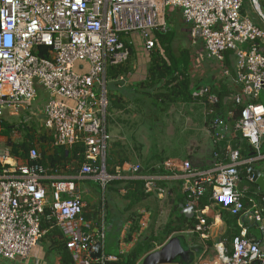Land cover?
<instances>
[{"label": "built area", "instance_id": "2783aa9c", "mask_svg": "<svg viewBox=\"0 0 264 264\" xmlns=\"http://www.w3.org/2000/svg\"><path fill=\"white\" fill-rule=\"evenodd\" d=\"M249 3L261 25L243 12L244 0H0V118L6 111L19 115L21 108H31L38 98L36 83L42 85L50 97L42 109V126L54 134L53 146L71 149L83 142L85 161L78 177L94 180L103 189L98 223L85 217L88 203L75 179L52 181L48 206L43 183L47 169L39 162V148H31L25 159L12 156L0 125V256L15 260L30 255L45 236L42 220L48 206L72 255V264H108L119 259L105 251L106 185L123 173L139 177L135 174L143 168L121 164L116 166L115 175L107 170L111 138L106 116L107 70L129 58L124 34L140 33L146 48L153 50L154 30H169L170 8L181 10L192 37L200 35L207 57L222 62L228 51L237 56L236 82L242 91L233 100L235 106L241 105L244 97L249 103L235 122V132L259 152L264 139V105L252 100L264 89V0ZM194 97L205 99L209 114L215 113L220 97L209 86H203ZM227 115L231 118L234 113ZM27 122L14 126L12 140ZM211 128L216 140L225 139L231 131L221 116L214 117ZM229 154L228 164L211 169H193L189 160L178 159H165L159 167L182 180L183 191L196 212L204 213L199 202L211 189L214 203L245 222L258 224L263 220L264 206L252 200L248 208L244 198L249 188L239 186L241 167L252 160L242 159L236 149ZM139 178L146 181L147 192L164 200L166 192L156 187L159 176ZM137 212V229L132 230V221L122 225L119 255L129 252L148 231L152 211L142 207ZM198 219L205 227V219ZM241 225L242 232L233 238L231 251L224 243L217 244L212 259L195 264H264V236L259 242L243 222ZM98 242L103 243V251L94 260L91 252Z\"/></svg>", "mask_w": 264, "mask_h": 264}, {"label": "crops", "instance_id": "0c3cea01", "mask_svg": "<svg viewBox=\"0 0 264 264\" xmlns=\"http://www.w3.org/2000/svg\"><path fill=\"white\" fill-rule=\"evenodd\" d=\"M245 5L248 6L249 12H244V13L250 15L255 23L261 25L260 19L253 12L249 0H244V8ZM181 17L182 19L181 21L179 20V23L187 25L183 19L182 13H181ZM193 39L195 40L194 37ZM129 42H131L132 44L133 39L129 40ZM195 43H201V47L203 51L206 53L203 45V41L201 39L199 41H195ZM261 48L264 49V43H261ZM146 50L148 52H154L152 50H148L147 48ZM228 52H230L231 64H232V60L234 58H237V56L233 51H228ZM228 52H226L225 54V59ZM225 59L222 61L223 64L224 61H226ZM149 64L150 63L144 64L142 68L140 64L134 61L131 65V71L126 78L125 77H119L117 79L107 78L108 81L106 82V96H107L108 104L106 109V116H107V131L109 134L110 132L108 127V114L110 113L112 116V128L114 129V132L113 134L111 133L112 135L110 134L111 138L112 137L113 138L109 146L110 148H112L111 153L112 156L115 158V160H118L119 162L123 160L124 161L123 164L125 165L126 168H128V165L139 164L141 165L144 171H147L148 175L160 177L159 180H157V183L159 182L160 185L157 184L156 187L162 188L166 192V196L164 200L161 201L159 195L157 196L156 193H153L154 196L152 195L155 199H157L160 207L159 214L157 217L159 219L158 220L156 219L157 225L155 224L157 228L159 226L160 219H163L165 221V223L162 226L164 227V225L168 222L170 218L171 209L169 203L167 204L168 201L171 200L177 201L183 198L186 203L177 201L182 214H185L182 206L183 207L191 206L187 194L183 191L182 180L174 178L172 177V175H169L163 170H160L159 167L161 163L160 161L164 159L189 160L192 164L193 169H211L221 163L228 164L230 162V156H229L230 154L225 156L224 154L218 152L217 146L218 143H220V141L222 140H216L214 135V130L211 128V122L214 120V118L210 119V122H207L209 116L211 115L208 112V108L202 102V98L194 97L195 93L198 92L203 86H209V84H205L203 82L199 83V81L207 74L202 73V75H194L192 74L191 71V75L194 82L199 83L192 90L193 92H192L191 100L188 101L182 99L181 97H178L176 102H172L169 105L163 103L160 104V100H158V103L160 105L157 106L154 98L143 93L141 90L142 83L145 82L148 77ZM229 67L230 66L224 64L223 65L224 72L222 74L217 75L216 73H214L213 77L215 81L213 83L216 84L220 78H224V81L227 84L228 88L238 91L236 92V94L232 96L233 98L239 92L241 93L242 88L236 82V70L234 71ZM108 85L109 88H111L110 94L108 91ZM109 97H112L114 100L118 98L121 99L122 102H120V104L123 105V107L120 108L119 104L118 106L114 104L110 111V109H108L110 102ZM260 103L264 105L262 101H260ZM42 109L43 108L39 109V113L43 115ZM34 115L38 116L39 114L37 112L34 113ZM152 120L157 121L160 124V126H156L157 129L159 130L158 134H160V136L158 137L160 138V143L158 146L156 144L154 145V143L150 141L151 138L148 136V132H147L148 126ZM225 122L231 129L230 134L226 137L227 139L225 138L227 141L226 152H228V149L233 145V143L234 145H236L237 141H235L236 139L235 122L233 121H225ZM201 124H203V126H201ZM3 138L7 139L8 137L3 135ZM35 139L37 141L35 146L38 147L39 145L38 138L36 137ZM43 144L45 143L43 142ZM263 144H264V139L262 145ZM250 146L251 145L249 144L248 155L245 156L241 154V157L242 159H250L252 160V162L248 163L247 165H243L241 167V178L239 182V186H240L241 181L244 178H247L250 184L252 185L251 187L249 185L244 186L246 188H249V191L246 192L244 198L246 202V206L248 208L252 206L251 204L252 200H254V202L258 203L259 205L264 206V196L262 195V191L264 190H262L256 183L252 181V176L242 177L243 171H245L250 165L253 164L257 165L259 163L257 167L260 168L262 171H264V151L262 149V146L259 152L252 146H251L252 147L251 150ZM45 148L47 149V155L51 157L50 158L51 160L47 162V165H45V168L47 169V174L43 179V183L46 185L48 191V206H50L52 202V196H51L52 181L75 179L76 183L80 188V191H82L80 187L81 182L82 181L87 182V180L89 179H79L78 177L79 172L76 174H72V171L75 168L71 167V165L69 164L70 161L67 162L64 158L61 157L58 148L53 146V141L51 143L46 142ZM169 149H171V152H168ZM172 151H176V152H172ZM251 152H254V155H252ZM150 166L156 167L157 171L155 174L149 172L151 171L149 170L150 168L145 170V168ZM67 172H70V174H67ZM87 191L89 190L87 189ZM167 193H170V196L168 198H167ZM88 204L90 205V203ZM200 209H202L204 213L195 211V214L193 215V217H195L194 228H190L188 230L176 231L171 235L174 236L181 233H193L194 235L193 244L201 242V244L205 247V251L197 259V262L209 261L210 259H212L216 254V249H215L216 245L220 243H224V245H226L227 248L231 251L232 241L234 238L233 232H235V229L238 228L240 230L239 234H241L242 222L245 224V228L248 229L249 234L252 237L256 238L259 242L263 241L264 235L262 230L264 229V213H263V220L261 222H259L258 224L257 223L250 224L249 222H245L239 217L232 215L222 206L214 203V201L210 204H206L203 208ZM86 211L87 212L89 211L91 215H93L92 209L91 210L87 209ZM189 216H191V214L188 216L186 215L188 219L193 218ZM199 216L205 219L206 222L205 227L202 226L201 223L199 222L198 219ZM234 217H236V219ZM152 219H153V214L151 220ZM88 221H92V220L88 219ZM230 222L233 224L230 225L231 224ZM151 226H149L146 234H148L149 230L151 229ZM254 226L259 228L260 235L254 232L253 230ZM56 228L63 236L60 228L57 225ZM44 230L46 232L45 236L40 241V243L35 248L32 249L28 257L9 260L0 256V264H61L60 253L55 247L52 246L51 237H48L46 235L48 233V229H44ZM111 241L113 242V237L111 238ZM164 243H161L157 239H153L152 240V244L154 245L153 250L159 249L160 247H162ZM106 245H107V235L105 240V251H106ZM119 247H120V243L118 241V247H117L118 252H119Z\"/></svg>", "mask_w": 264, "mask_h": 264}, {"label": "trees", "instance_id": "16d2710c", "mask_svg": "<svg viewBox=\"0 0 264 264\" xmlns=\"http://www.w3.org/2000/svg\"><path fill=\"white\" fill-rule=\"evenodd\" d=\"M169 17V15H168ZM170 30V29H169ZM160 32L164 37L169 33ZM154 38L157 40L156 35L154 33ZM159 49L154 50L151 53L150 57V64L148 68V77L145 82L142 83L141 90L143 93L153 97L157 106L161 103L163 104H171L172 102H176L178 97H181L184 100H191L192 99V90L195 88L197 84L202 82L201 80L199 83H195L192 75L190 74V69L187 68L186 64H180L179 60L176 56L171 57L167 60L168 54H170V46L166 45L165 47L161 42L158 40ZM197 44V43H196ZM130 50L129 58L124 61L123 63L117 65H111L108 67L107 70V78L109 79H117L119 77H127L131 71V57L133 53V48L131 46L126 45ZM42 51H45V48H42ZM167 52V53H166ZM156 54L155 56L153 55ZM167 54V57H163V54ZM182 57V56H181ZM192 57V55H191ZM190 57V59H191ZM175 60V61H174ZM226 61L224 64L227 66L231 65V55L230 52L226 55ZM223 67V62H221ZM210 89L213 93H216L220 97V101L217 105L214 106L215 113L211 114L214 117L221 116L223 117L224 121H233L236 122L239 120L241 116V111L243 107L249 103V99L244 97V101L241 105L235 106L234 97L232 96L238 92L237 90L228 88L227 84L224 81V78H220L218 82L215 84L209 85ZM193 87V88H192ZM238 94H241L240 92ZM109 107L108 109H112L113 105L122 108L123 105L120 104L122 102L121 99H113L109 97ZM160 100V104L158 103ZM259 102V98L256 100H252V102ZM202 102H205V99H202ZM233 111L234 115L230 119H228L227 112ZM235 120V121H234ZM210 122V116L208 121ZM2 134L8 137V144L10 146L11 155L17 158H28L29 152L31 148L36 145V139L33 132L30 133V139H26L23 142L17 143L12 141L10 135L12 129L14 128L15 124H8L7 122H2ZM30 126L27 124L24 126L25 130H28ZM38 148L41 153V158L39 162L44 166L47 165V162L50 161L51 157L47 155V149L45 148L46 142L51 143L54 141V134L51 131L44 130L38 135ZM227 139V138H226ZM223 139L218 143L217 150L219 153L229 155L231 150H239L240 154L245 156L248 155V147L249 141L247 138L243 137L241 133L236 132V139L237 144L233 145L227 150V141ZM43 142L45 144H43ZM222 142V143H221ZM60 151V155L64 158L67 162L68 161H77L78 168L73 170V173H78L82 163L85 161L84 156V143L78 142L73 148L67 149L63 146L56 147ZM262 149L264 151V144L262 145ZM57 150V151H58ZM73 161V163L75 162ZM122 161L115 160V158L111 157L110 155L107 157V170L110 174L115 175V168L117 165L123 164ZM150 168L149 172L155 174L157 169L154 166H150L145 168ZM133 174L131 173H123V177H116L109 181L106 185V225H107V233L110 232L113 235V243L116 244L118 247V237L121 231L122 225L126 221H132L133 227L132 230L138 228V210L142 207H146L152 211L153 216L156 218L159 214V203L157 199L153 196V193H149L146 191V181L144 179H140L139 177H143L147 174V171L142 170L135 174V176H139L133 178ZM89 182H95L97 186L100 188L101 192L103 191L100 184L94 180H87ZM158 185L159 182L157 183ZM124 191V192H123ZM153 195V196H152ZM262 195L264 196V191H262ZM170 196V193H167V198ZM178 202L186 203L184 199L177 200ZM175 200L168 201L170 205V218L168 222L161 227L162 234L158 236V240L161 243H164L174 232L188 230L190 228L195 227V217L192 219H188L185 214L181 213V209L179 207L178 202ZM211 200V189L207 190L205 196L200 200L199 207L203 208L206 204L212 203ZM89 206V204H88ZM100 209L102 210L101 203ZM93 215L88 211L85 214V217L89 220L94 221L95 223L99 222L100 219V211L93 210ZM52 211L50 207L46 208L45 215L42 220V228L48 229V233L46 234L48 237L52 239V246L55 247L61 256V264H72V255L67 248L66 241L63 236L60 234L59 230L56 228V219L51 215ZM99 213V214H98ZM52 216V217H51ZM236 219V217H234ZM125 220V221H124ZM237 228V227H236ZM154 232H148V234L144 235L138 243L127 253L125 254H112L109 253L108 255H117V261H109L108 264H137L138 261L148 252L153 250L154 245L152 244V240L154 238ZM240 230L237 228L235 232H233L234 237L240 235ZM46 236V237H47ZM106 253L107 250H106ZM97 264V263H95Z\"/></svg>", "mask_w": 264, "mask_h": 264}, {"label": "rangeland", "instance_id": "374dc122", "mask_svg": "<svg viewBox=\"0 0 264 264\" xmlns=\"http://www.w3.org/2000/svg\"><path fill=\"white\" fill-rule=\"evenodd\" d=\"M248 10H249L248 6L245 5V8H243V12H249ZM181 13H182L181 10H174L170 8V10L168 11V15H169L168 24H169V29H170L168 31L170 32L165 37L164 35L160 33V31L154 30L157 40L161 42L164 47L166 45H169L171 47L169 50L170 54H168V57L166 56L167 52L163 54L162 56L167 57V60L171 57L176 56L180 64L187 63L186 66L188 69H190V74H191V71H192V74L194 75H202V73H206L207 75H205V77H203L201 81L205 84L211 85L215 81L213 74L214 73H216L217 75L222 74L224 72V68L222 67L221 61L207 57L206 53L203 51L201 47V43H197V44L195 43V40L193 39V37L190 36L191 34L189 32V29H191V26L187 23H186L187 25L179 23V20L181 21L182 19ZM132 39H133V43L131 44L129 40H132ZM122 40L126 45L131 46L133 48L131 62L136 61L138 64H140L142 68L144 64L150 63V60H151L150 57H152L151 56L152 52H148L146 50V41L140 33H133L129 35L124 34ZM159 46L160 44L158 45V42H157L152 51L159 49ZM153 55L155 56L156 54L153 53ZM237 65H238V59L234 58L229 68L235 71L237 68ZM36 89L38 92V98H37V101L33 103L31 108H27L24 110L21 108L20 110L21 114L19 115H11L9 114L8 111H6L5 115L2 118H0V124H2V122H5V123L7 122L8 124L13 123L16 125V124H20L21 121L28 120L27 125L30 126V128L28 130L22 129L21 133L17 137H15L14 140L12 141L20 143V142L25 141L26 139L28 140V138L30 139V133H27L28 131L36 134L34 136L36 138L38 137V135H40L41 132H44L45 130V127L42 126L43 121H44L43 120L44 116L41 113H39V109L43 108L48 103L50 97H49L48 92L45 90V88L42 85H39L38 83H36ZM108 91L110 94L111 88H109V85H108ZM259 101H262L264 103V89L260 92ZM37 112L39 115L35 116L34 113H37ZM213 118L214 116L210 115V119H213ZM156 126H160V124L157 121L152 120L148 126L147 132H148V136L151 138L150 141H152L154 145L156 144L158 146L160 143V138H158L160 134H158L159 130L157 129ZM201 126H203V124H201ZM108 127H109L110 134L111 133L113 134L114 129L112 128V116L110 113L108 114ZM112 138L110 139L109 145L111 144ZM7 145H9L8 138L6 139V146ZM111 150L112 148H110L109 146L108 156L110 155V158L111 157L113 158ZM168 152H171V149H169ZM172 152H176V151H172ZM73 161L69 162L71 167L78 168V162L75 161L73 163ZM257 165H259V163ZM67 174H70V172H67ZM72 174H76V173H73L72 171ZM80 185L83 191L82 193L83 200L86 201L87 203H90L89 207L85 209L84 214L87 213L86 211L87 209L98 210L101 212L100 195L102 193H101L100 188L97 186V184L95 182H89V181L83 182L82 181ZM248 185L250 187L252 186L250 182L248 181V179L244 178L240 183V188L243 189L244 186H248ZM87 189L89 191H87ZM156 219L158 220L159 218H156L155 216H153V219L151 220L152 224L150 223V226L152 225L150 232H154L153 234H154L155 239H157L158 236L162 234V230L160 226L162 227L163 224L165 223L163 219H160L159 226L156 228V225H157ZM232 224L233 223H231L230 225ZM253 230L256 234L260 235V230L258 227L254 226ZM112 237L113 235L110 232H108L107 245H106V250L108 252L107 254L119 253L116 244L111 241Z\"/></svg>", "mask_w": 264, "mask_h": 264}, {"label": "water", "instance_id": "95a60500", "mask_svg": "<svg viewBox=\"0 0 264 264\" xmlns=\"http://www.w3.org/2000/svg\"><path fill=\"white\" fill-rule=\"evenodd\" d=\"M192 36V30L189 29ZM195 41L200 40V35L197 34ZM252 150V147L250 146ZM254 155V152H251ZM252 176V181L264 190V171L257 167L256 164L250 165L242 173V177ZM184 213L189 217H193L195 210L193 206L183 207ZM193 233H181L171 236L157 250H153L142 257L138 264H194L197 259L205 251V247L201 242L193 244ZM103 251V243L98 242L93 245L91 256L94 260H98Z\"/></svg>", "mask_w": 264, "mask_h": 264}, {"label": "clouds", "instance_id": "9594fccd", "mask_svg": "<svg viewBox=\"0 0 264 264\" xmlns=\"http://www.w3.org/2000/svg\"><path fill=\"white\" fill-rule=\"evenodd\" d=\"M127 47V46H126ZM128 48V47H127ZM129 49V48H128ZM129 52H130V50H129ZM130 56V55H129Z\"/></svg>", "mask_w": 264, "mask_h": 264}, {"label": "bare ground", "instance_id": "6f19581e", "mask_svg": "<svg viewBox=\"0 0 264 264\" xmlns=\"http://www.w3.org/2000/svg\"><path fill=\"white\" fill-rule=\"evenodd\" d=\"M12 162V160H10Z\"/></svg>", "mask_w": 264, "mask_h": 264}]
</instances>
